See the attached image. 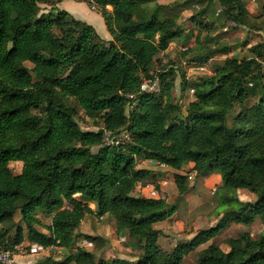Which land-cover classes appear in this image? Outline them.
Returning <instances> with one entry per match:
<instances>
[{"label":"trees","instance_id":"trees-1","mask_svg":"<svg viewBox=\"0 0 264 264\" xmlns=\"http://www.w3.org/2000/svg\"><path fill=\"white\" fill-rule=\"evenodd\" d=\"M48 1L60 0H0V252H13L28 240L68 251L64 260L48 257L45 264H190L186 256L226 225L264 222V42L251 47L256 56L228 57L196 82L195 98L182 116L181 101L172 96L174 67L155 73L159 93L141 91L160 54L185 31L178 14L168 9L162 16L167 7L159 0H93L113 37L104 40L92 24L67 10L43 12L41 4ZM190 3L202 6L198 16L225 20L223 26L250 23L245 0L183 5ZM193 52L192 47L177 52L176 63ZM229 52V46H202L190 64ZM236 104L240 126L231 128L228 117ZM79 109L97 121V131L83 130ZM105 131H126L130 139L109 144ZM140 159L176 170L193 163L197 174L220 173L215 194L221 206L240 202L233 194L239 189L257 199L229 208L218 226L166 251L157 225L174 206L165 198L133 193L150 173L137 168ZM12 161L23 162L20 173L12 172ZM189 179L176 173L180 196L189 191ZM49 214L51 222L44 223L41 216ZM94 214L113 219L117 232L142 250L137 261L97 258L77 245L80 237L98 247L106 244L99 235L79 232L84 218ZM6 224L11 228L2 227ZM227 243L228 251L216 244L201 250L197 264H264V237L244 232Z\"/></svg>","mask_w":264,"mask_h":264},{"label":"rangeland","instance_id":"rangeland-1","mask_svg":"<svg viewBox=\"0 0 264 264\" xmlns=\"http://www.w3.org/2000/svg\"><path fill=\"white\" fill-rule=\"evenodd\" d=\"M186 0H159L164 7L161 15L178 14L179 20L184 27V33L176 38V42L166 52L160 54V60L154 65L152 73L162 72L164 69L174 67L176 71V85L172 91L175 100L181 101L182 116L186 114L187 100H194V84L203 76L212 75L219 64H223L228 57L243 59L245 57L256 56L251 47L264 42V17L262 14V4L264 0H245L247 8L250 11V23L245 26L233 28L231 22H216L214 16H198L202 6L190 3L183 5ZM42 11L55 14L60 10H67L75 17L92 24L104 40H112L108 31L104 17L100 8L93 0H60L52 5L51 1L41 4ZM111 8V7H109ZM219 11V10H218ZM202 22L201 24L198 22ZM202 24L207 25L201 27ZM200 43L198 44V41ZM174 42V41H173ZM219 48L229 46L228 54H216L205 63V66L198 67L190 64L189 59L198 52L199 47ZM192 47L196 52L190 53L182 63H176L177 52ZM202 64V63H200ZM26 66L32 69L34 65L26 62ZM187 85V86H186ZM186 86V88H184ZM162 89V85H161ZM72 104L76 106L74 100ZM135 104V103H134ZM79 108V106L77 105ZM130 108V107H129ZM241 106L236 104L233 111L229 114V127H239L235 117L240 112ZM78 122L83 130H95L99 127L96 120L86 115L81 109L78 113ZM101 125V124H100ZM107 143H123L130 139L129 133H112L105 131ZM96 150V147L94 148ZM23 162L12 161L10 168L14 174L21 172ZM193 164L190 163L181 170H176L167 165L159 164L153 160H138L137 168H146L150 170L148 178L139 182L133 191L134 194L147 197L165 198L169 205L174 206L172 215L157 225L162 230V236L159 239V245L166 251H173L177 244L192 240L202 229L218 226L225 212L229 208L238 209L247 202H254L257 195L246 190L239 189L233 194L239 198L240 202H234L230 206L219 205L216 197V190L222 184L220 173L210 175L197 174L192 170ZM176 173L188 174L189 191L184 195H179V190L175 182ZM52 214L41 216L44 223L51 222ZM21 218L20 212L15 216L18 222ZM2 227H10V224ZM44 232L46 229L42 228ZM15 232V229L12 230ZM82 234L99 235L107 240L106 244L98 247L95 243L89 242L85 237L78 239L77 245H84L88 250L94 252L97 258L120 257L137 261L142 250L137 248L130 240L128 235L119 234L116 229L115 221L109 217H98L97 215H87L79 228ZM244 232H249L254 239L264 237V222L258 218L254 223L245 225L230 223L221 228L220 232L205 245L200 246L185 258V263L197 264L199 253L210 244H216L223 250H230L227 243L228 238H237ZM68 251L61 247L41 248L36 243H30L28 240L16 245L12 252L13 257L9 264H45V258L51 257L55 260H64ZM74 264V263H71Z\"/></svg>","mask_w":264,"mask_h":264},{"label":"built area","instance_id":"built-area-1","mask_svg":"<svg viewBox=\"0 0 264 264\" xmlns=\"http://www.w3.org/2000/svg\"><path fill=\"white\" fill-rule=\"evenodd\" d=\"M194 65H197L198 67H200V66H205L206 64L205 63H202V64L194 63ZM161 85L162 84H161L160 76L155 74V73H151L149 77L143 78V82L141 84V91L143 93H153V94L159 93L161 91ZM123 132L128 133L126 131H123ZM109 144H112V143H109ZM41 248H43V247L41 246ZM13 256L14 255L11 251L0 252V263H3V264L11 263L10 259Z\"/></svg>","mask_w":264,"mask_h":264},{"label":"crops","instance_id":"crops-1","mask_svg":"<svg viewBox=\"0 0 264 264\" xmlns=\"http://www.w3.org/2000/svg\"><path fill=\"white\" fill-rule=\"evenodd\" d=\"M176 41H174V42H172L173 44L175 43ZM192 99V98H191ZM190 98L187 100L188 102L187 103H189L190 101H192ZM193 164V163H192Z\"/></svg>","mask_w":264,"mask_h":264}]
</instances>
